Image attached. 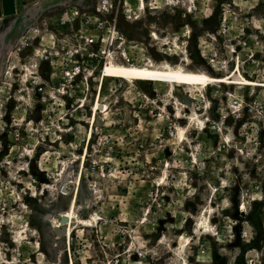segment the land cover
<instances>
[{"label":"rangeland","instance_id":"374dc122","mask_svg":"<svg viewBox=\"0 0 264 264\" xmlns=\"http://www.w3.org/2000/svg\"><path fill=\"white\" fill-rule=\"evenodd\" d=\"M71 46L92 55L65 81ZM109 60L232 84L129 82L104 77ZM241 77L264 84V0H16L0 17V264H264V86ZM65 173L86 220L69 252L53 234Z\"/></svg>","mask_w":264,"mask_h":264},{"label":"bare ground","instance_id":"6f19581e","mask_svg":"<svg viewBox=\"0 0 264 264\" xmlns=\"http://www.w3.org/2000/svg\"><path fill=\"white\" fill-rule=\"evenodd\" d=\"M103 75L104 77L122 78L129 82L138 81V82L162 83V84L168 85L169 88H175V89L178 87L180 88L181 86H189V87L192 86L199 90L203 87H207L208 85H211L214 83L232 84V82H230L231 78L229 77H213L205 73L192 71V70H185L182 66H178L175 69L168 68L165 70H161V69H156L151 66L136 67V66L122 65V64L116 63L113 60H109L107 62L106 67L103 70ZM239 81H240L239 82L240 84L246 85V86H254V87L264 86V84L262 83L248 81L246 79H243L242 77L240 78ZM97 100L93 106L96 105ZM105 107L106 106L102 108V106H99L97 107L96 110L99 112H102L103 109H105ZM100 109H102V111ZM178 138L183 139V129L182 128L178 129ZM197 154H201V153L197 152ZM65 175L66 173L62 175V188L64 189L61 188L60 192L63 196H67L68 192L70 191L69 197H68L69 202H68V206L61 213L59 217L60 226L58 227L59 228H61V226L66 227V236L65 237L57 236V237L59 239L66 240L68 242L67 251L69 252L70 251L69 240H70L72 229H73L72 223L75 222L78 225H84V222H86V220L78 218L79 212L83 209V208H80V209L78 208V201H77L78 193L76 191V188L78 185H80V181L78 178L74 179L73 186H71L72 185L70 181L71 178L69 176L66 177ZM243 207L244 206L242 204L241 208ZM48 215H50V220L48 222H52V220H54L53 214L48 213ZM63 216L68 219V222L65 225L60 222V218ZM68 264H72V261H69Z\"/></svg>","mask_w":264,"mask_h":264},{"label":"built area","instance_id":"2783aa9c","mask_svg":"<svg viewBox=\"0 0 264 264\" xmlns=\"http://www.w3.org/2000/svg\"><path fill=\"white\" fill-rule=\"evenodd\" d=\"M75 12L74 14H76ZM67 22H63L65 24ZM96 27L98 29H103L104 28V23L100 20H98ZM86 46H90L92 41L89 39H86ZM64 51L61 53L62 56V72H61V77L65 81H74L77 78H80V75L83 73L82 71L85 70L83 67L84 61L82 60L83 55L88 56L89 58L91 57V53L88 52L87 48H79L76 46H71V47H63L62 48ZM83 79L86 81L87 78L83 76ZM174 132L171 131L170 134H173ZM138 257H141V254H138Z\"/></svg>","mask_w":264,"mask_h":264},{"label":"water","instance_id":"95a60500","mask_svg":"<svg viewBox=\"0 0 264 264\" xmlns=\"http://www.w3.org/2000/svg\"><path fill=\"white\" fill-rule=\"evenodd\" d=\"M16 13V2L15 0H0V17H9ZM101 110V109H100ZM240 148V145L237 147ZM204 160V157L202 154L196 155V161H202ZM64 189V188H62ZM44 220H50V215L46 214L44 217ZM60 222L62 224H66L68 222V219L66 217H61ZM53 234L58 237H65L66 236V227L61 226V228H54Z\"/></svg>","mask_w":264,"mask_h":264},{"label":"crops","instance_id":"0c3cea01","mask_svg":"<svg viewBox=\"0 0 264 264\" xmlns=\"http://www.w3.org/2000/svg\"><path fill=\"white\" fill-rule=\"evenodd\" d=\"M15 2H16V0H15Z\"/></svg>","mask_w":264,"mask_h":264}]
</instances>
